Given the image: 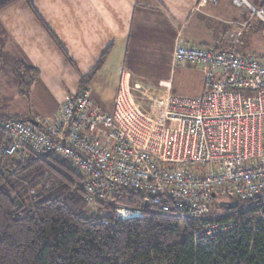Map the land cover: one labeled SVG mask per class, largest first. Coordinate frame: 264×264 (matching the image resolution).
Instances as JSON below:
<instances>
[{
  "label": "built area",
  "instance_id": "1",
  "mask_svg": "<svg viewBox=\"0 0 264 264\" xmlns=\"http://www.w3.org/2000/svg\"><path fill=\"white\" fill-rule=\"evenodd\" d=\"M233 2L247 4L264 21V7ZM241 29L226 34L229 44L243 45ZM170 64L201 67V95L142 86V103L119 94L113 112H106L87 89L78 91L36 125L2 121L8 142L0 145V164L26 152L54 156L83 176L89 204L108 203L129 187L158 211L187 221L196 236L230 230L233 221L209 216L216 202L264 203V55L197 45L177 35ZM8 167L13 170V161ZM143 216L141 207L118 204L105 209L100 221L113 226Z\"/></svg>",
  "mask_w": 264,
  "mask_h": 264
},
{
  "label": "trees",
  "instance_id": "2",
  "mask_svg": "<svg viewBox=\"0 0 264 264\" xmlns=\"http://www.w3.org/2000/svg\"><path fill=\"white\" fill-rule=\"evenodd\" d=\"M16 1L0 0V11ZM24 1L33 9L31 0ZM102 61L103 55L80 78L78 91L90 89L89 80ZM5 65L0 74L13 75L19 92L26 94L37 71L21 59ZM10 118L36 120L0 113V123ZM5 142L0 127V145ZM3 159L0 264H264V203L257 198L237 201L233 208L216 202L209 216L234 225L210 237L196 236L187 221L158 211L133 188H123L112 202L89 204L83 176L57 157L26 152ZM112 204L141 207L144 216L111 226L100 218ZM223 207L227 214L217 210Z\"/></svg>",
  "mask_w": 264,
  "mask_h": 264
},
{
  "label": "crops",
  "instance_id": "3",
  "mask_svg": "<svg viewBox=\"0 0 264 264\" xmlns=\"http://www.w3.org/2000/svg\"><path fill=\"white\" fill-rule=\"evenodd\" d=\"M224 1L235 5L233 0ZM219 3L220 0H31L33 9L24 0L10 4L0 11V70L13 59H21L37 72L26 94L19 92L13 75L0 74V85L6 83L27 99L41 88L55 105L45 112L28 107L1 113L28 118L54 116L65 97L78 91L80 78L93 70L102 55V64L88 83L93 93L106 94L112 88L116 98L122 87L133 91L138 85L172 92L169 77L156 83L148 81V76L139 73L134 65L144 67L147 61L156 62L157 58L166 70L169 68L167 71L171 70L170 53L177 35L197 45L236 47L250 53L225 39V31L235 21L219 17ZM245 13L241 11L243 18ZM162 38L167 39L163 52L157 45Z\"/></svg>",
  "mask_w": 264,
  "mask_h": 264
},
{
  "label": "rangeland",
  "instance_id": "4",
  "mask_svg": "<svg viewBox=\"0 0 264 264\" xmlns=\"http://www.w3.org/2000/svg\"><path fill=\"white\" fill-rule=\"evenodd\" d=\"M246 1L251 6L257 9L264 7V0H246ZM219 8L221 10V14H219V17L221 19L228 18V19H232L233 22L235 21V24L227 28L225 34L240 30L241 26L237 23L243 20L246 25L241 29L243 31L242 46L245 47L246 51L250 53L264 55V21L258 16H253L250 12L249 6L245 3L242 6H236V5L231 6L228 5L224 0H220ZM243 10L246 12L244 14L245 18H243L241 15V11ZM149 38H150L149 40L151 41L152 38L151 37ZM166 38L157 40L158 50L161 52L165 51V49L167 48ZM134 66L137 68V71H139V73L148 76L147 77L148 81H153L154 83L163 81L160 80V78L166 80V78L169 77L171 80L173 95H179L184 97H197L202 93L204 72L203 69L199 66H194L191 64H186V65L177 64L171 67L172 68L171 70L167 71L169 68H167L166 70L164 64L158 62L157 58H156V62L147 61L144 67L141 64H136ZM1 78L2 77L0 76V82H1ZM2 82L5 81L2 80ZM142 86L143 85L141 86L138 85V89L136 90L134 89L133 91L125 90L126 87H122L121 90L118 92L116 98L114 92L112 91V88L108 89V91H106V94H101V95L96 92L93 93L91 89H89L88 91L91 100L94 101L93 102L94 104L99 105L106 112H113L119 94L120 95L126 94V96L130 99V101L134 103H142L139 102L141 101V98L139 97L140 95H142L141 93L147 87L144 86L145 87L144 88ZM161 90L164 89L162 88ZM8 93L12 94V97L9 96ZM17 93L18 92L16 91V89H13L11 86L7 85L6 83L4 84L2 83V85H0V113L4 111H14L17 109L25 110V108L28 107H31L34 111L45 112L47 110L53 109L55 105V102L51 98H49L50 96H48L41 88L35 89L34 94H31V96L28 97L30 99V102L29 99L25 97H21ZM39 114L45 115L42 113ZM41 117L45 118L51 116H39L35 118L36 121L38 120L37 118H41ZM11 162H8V164H10ZM13 166H14V162H13ZM224 201H228V199L224 198ZM217 210L221 214H227L228 212V210H226L224 207L217 208Z\"/></svg>",
  "mask_w": 264,
  "mask_h": 264
},
{
  "label": "water",
  "instance_id": "5",
  "mask_svg": "<svg viewBox=\"0 0 264 264\" xmlns=\"http://www.w3.org/2000/svg\"><path fill=\"white\" fill-rule=\"evenodd\" d=\"M29 121H30L31 123H33L34 125L37 124L36 120H34V119H29ZM236 205H237V201H236V200L228 203V207H229V208H233V207H235Z\"/></svg>",
  "mask_w": 264,
  "mask_h": 264
}]
</instances>
